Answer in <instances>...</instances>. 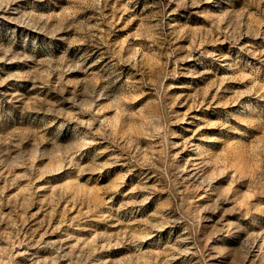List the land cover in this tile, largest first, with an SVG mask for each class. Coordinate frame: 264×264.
I'll return each instance as SVG.
<instances>
[{"label": "rangeland", "instance_id": "obj_1", "mask_svg": "<svg viewBox=\"0 0 264 264\" xmlns=\"http://www.w3.org/2000/svg\"><path fill=\"white\" fill-rule=\"evenodd\" d=\"M0 264H264V0H0Z\"/></svg>", "mask_w": 264, "mask_h": 264}]
</instances>
